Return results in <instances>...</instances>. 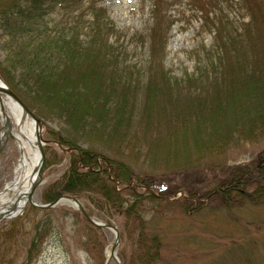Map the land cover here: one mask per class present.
<instances>
[{"label": "rangeland", "instance_id": "obj_1", "mask_svg": "<svg viewBox=\"0 0 264 264\" xmlns=\"http://www.w3.org/2000/svg\"><path fill=\"white\" fill-rule=\"evenodd\" d=\"M62 1L45 17L47 28L71 22L89 2L103 9L114 28L103 33L106 48L103 54L99 52L100 72L88 81L99 87L97 101L104 102L106 116L95 126L87 118L81 128L50 106L34 104L30 110L20 99L24 96L18 85L20 72L6 58L7 46L0 31V78L41 123L45 162L33 200L48 204L42 202V194L67 171L70 148L75 154L95 156L96 164L110 175L111 163L116 168L113 172L131 171L132 186L141 191V197L132 215L124 211L132 203L129 191L118 184L116 191L122 194L111 205L100 203L95 208L87 195L71 196L90 211L95 222L116 228V261L107 256L115 242L114 231L91 225L71 201L63 199L49 209L27 205L15 218L0 220V264H140L153 256L151 264H264V180L238 184L243 187L241 192H230L227 201L221 186L238 169L254 162L264 165V157L258 161L264 150V127L258 130L244 122L250 110L245 115L239 112V102L245 98L242 91L231 93L233 98L228 101L222 89L218 94L216 90L215 61L230 65L228 77L233 80L231 66H237L239 57H231L227 47L217 52L216 38L206 31L194 0H165L163 12L169 15L170 25L164 39L163 31L149 38L152 0ZM212 3H207V11L217 12ZM242 3L227 0L219 7L229 18H240L238 23L245 24L249 10L243 11ZM76 31L84 47L89 43L87 30L80 27ZM256 33L261 44L257 43L256 55L247 54V59L254 62L251 69H259L264 78V24ZM154 50L161 52L159 57V53L152 54ZM239 50L243 60L246 46ZM191 79L198 82L193 84ZM88 87L76 86L84 109L94 106ZM250 95L248 101L256 100L255 93ZM221 96L224 100L219 104L225 108L219 119L223 121L222 139L209 146L203 137L215 119L201 108L213 105ZM43 136L61 139L63 145L54 139L47 144ZM18 159L12 140L6 139L0 153V190L12 179ZM191 179L195 184L188 187L186 182ZM148 180L153 181L151 185L142 184ZM165 189L176 192L168 196Z\"/></svg>", "mask_w": 264, "mask_h": 264}, {"label": "trees", "instance_id": "obj_2", "mask_svg": "<svg viewBox=\"0 0 264 264\" xmlns=\"http://www.w3.org/2000/svg\"><path fill=\"white\" fill-rule=\"evenodd\" d=\"M57 1L61 3V0H0V31L7 46L6 58L20 72L21 79L18 85L24 92L22 93L24 96L21 98L20 95V99L30 110L33 109L34 104L50 106L58 116L64 117L70 124L75 125L78 122L81 125L80 127L83 128L85 120L92 118L95 126L106 116L104 115L105 110H103L104 102L100 99V103L97 101V97L100 95L99 87L97 85L93 87L95 82L91 84L88 81L89 78L96 77L97 72H100L99 64L102 59L101 56L99 57V52L103 54V49L106 48L102 44L105 42L104 38H102L103 33L104 31L110 32L114 28L103 9L97 7L95 2H89L84 9L78 10L77 15L71 18L73 19L71 22H65L62 27L56 26L49 29L44 19L51 12ZM212 1L211 7H217V12L207 11L206 9L207 3ZM242 1L243 11L249 10L247 12L249 20L245 24L238 23L240 18L236 20L229 18L220 9L219 6L226 4L227 0L224 3H220V0H194L203 16V24L206 31L213 33V38H216L217 52H221L223 48L227 47L231 57H239V60L236 61L237 66L235 64L231 66V78L233 80H229L228 77L230 65L219 64L218 61H215L218 70L216 71V76L219 78L218 80L214 76L215 81L218 83L217 94L223 90L224 98L231 101L233 98L231 93L233 94L240 89L245 98L239 102V112L245 115L248 112L246 109L250 110L245 115L244 122H251L254 127L261 130L264 127V78H262L259 69H251V65L254 62L252 60L248 61L247 54L256 55L258 50L257 43L261 44V37L256 33V29L264 24V14L262 12L264 0ZM73 3L76 4L77 1L75 0ZM162 6L164 7L162 8ZM166 6L165 0H152L154 16L152 17L153 25L149 38L157 35V32L163 31L164 34L166 29L168 30L170 25L169 15L163 12ZM87 17L90 18L88 19ZM80 27L86 28L89 36V43L84 47L78 41L80 34L76 30ZM164 38L165 34L162 39ZM241 45L246 46L243 60L240 58L243 55L240 56L239 48ZM156 53H159L157 55L159 57L161 52L152 51L153 55ZM210 55L209 57H212ZM152 57L155 58L154 56ZM82 64H84L83 67L85 69L81 71L79 66ZM259 72L260 74H258ZM161 77L167 80L166 77ZM190 81L193 84L198 82L195 79ZM128 83H123L122 86H126ZM86 84L89 85L88 90L90 89V92L93 93L90 100L93 101L94 106H86L84 109L81 108V99L80 95H77L76 86H84ZM16 93L18 92L16 91ZM250 93H255L256 100L248 101V99H251ZM220 98L218 101L213 102V105L210 104L209 107L203 106L201 108L205 109L204 112L207 115L215 119V123L211 121L207 126L209 134L203 137L209 146H214L215 140L222 137L220 131L223 121L219 119L225 114V108L223 104H219L220 101L224 100L222 96ZM245 99L246 102L248 101L247 103L244 101ZM243 104L246 105L243 106ZM120 110L121 107L118 108V111ZM118 118L115 114V120ZM215 131L218 132V135ZM169 133L170 128H168V136ZM43 138L47 140V144L54 139L44 136ZM54 142H59L61 146L63 145L61 139L55 138ZM46 148H49V146ZM73 151L71 148L68 149L71 155V164L61 179L46 187L42 194V202L52 203L61 196L69 195L79 198L87 195V200L95 208L102 205L107 206L113 202L118 203L119 196L122 194L116 191L115 185L117 186L118 184V186L129 191L128 195L132 199V203L127 205L124 211L134 215L137 204L140 201L141 191H137L138 188L136 189V187L132 186L131 175L133 173L129 170H126L127 172L122 170L113 172L112 170L116 168L111 163L110 166L113 169L111 170L112 175H110V173H107V169L104 170L102 166L100 168L96 164V157L92 154L83 152L75 154ZM260 153L261 156L258 157V161L264 157V150ZM58 157L62 159L61 154ZM255 164L257 163L254 162L251 166L236 170V173H232L227 178L229 180L232 177L231 181L227 182L225 180L223 185L220 184L225 187L223 190L225 191L224 200L227 201L231 198L229 196L231 195L230 192L235 194L241 192L243 187H239L238 184L247 186L253 181L256 183L258 180H264V165L255 166ZM193 181L192 179L187 181L186 185L188 187L194 186L195 183ZM236 181L237 183L234 184ZM152 182L148 180L142 184L149 185L150 183L151 185ZM188 189L189 191L193 190L192 188ZM174 192H176L174 189L171 191L165 189L164 191L168 196ZM84 210L89 216L91 215L88 209L84 208ZM151 239L155 241L154 237ZM153 258L154 256L146 258L142 263L140 261L139 263L151 264Z\"/></svg>", "mask_w": 264, "mask_h": 264}, {"label": "bare ground", "instance_id": "obj_3", "mask_svg": "<svg viewBox=\"0 0 264 264\" xmlns=\"http://www.w3.org/2000/svg\"><path fill=\"white\" fill-rule=\"evenodd\" d=\"M0 123V138L11 139L14 149L19 154L12 179L0 190V220H11L28 205L27 195L37 177L40 154L33 121L2 90H0ZM108 254L109 252L107 256Z\"/></svg>", "mask_w": 264, "mask_h": 264}, {"label": "water", "instance_id": "obj_4", "mask_svg": "<svg viewBox=\"0 0 264 264\" xmlns=\"http://www.w3.org/2000/svg\"><path fill=\"white\" fill-rule=\"evenodd\" d=\"M0 82L2 83L1 89L5 94H7L8 96H10L22 109V111L33 121V129H34V133H35V137H36V141H37V145H38V150H39V154H40V164L38 166L37 172H36V180L32 183L28 195H27V199H28V205L35 207V208H39V209H49L52 208L54 206H56L57 203H59L60 200H67V201H71L73 203V205L80 211V213L83 215V217L93 226L95 227H105V228H109L112 231H114V235H115V242L112 245V249L108 255V260L109 259H113L114 261H116V258L114 256V251L116 248V245L118 244V234L116 231V228L112 225H108L105 223H99V222H95L90 216H88V214L86 213V211L82 208V206L80 205L79 201L71 196H62L60 197L57 201L52 202V203H48V204H41L38 203L36 201L33 200V194L34 191L36 189V187L39 185V183H41V172L43 169V165L45 162V155H44V142L42 140L41 137V123L38 119H36L34 117V115L28 110V108L24 105V103L3 83V81L0 78ZM3 117H5L3 115ZM5 140L0 138V153L2 151L3 145H4ZM57 145V144H56ZM22 212H20L19 214H21ZM18 214V215H19Z\"/></svg>", "mask_w": 264, "mask_h": 264}]
</instances>
